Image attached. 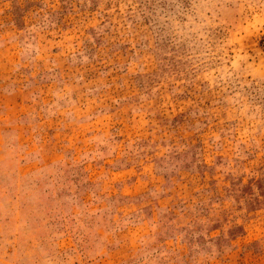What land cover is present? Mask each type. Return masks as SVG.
I'll return each mask as SVG.
<instances>
[{
	"label": "rangeland",
	"instance_id": "obj_1",
	"mask_svg": "<svg viewBox=\"0 0 264 264\" xmlns=\"http://www.w3.org/2000/svg\"><path fill=\"white\" fill-rule=\"evenodd\" d=\"M0 264H264V0H0Z\"/></svg>",
	"mask_w": 264,
	"mask_h": 264
}]
</instances>
